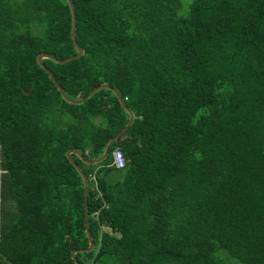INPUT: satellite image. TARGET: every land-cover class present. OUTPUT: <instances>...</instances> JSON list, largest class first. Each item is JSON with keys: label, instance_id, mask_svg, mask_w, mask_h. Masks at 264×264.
Listing matches in <instances>:
<instances>
[{"label": "trees", "instance_id": "16d2710c", "mask_svg": "<svg viewBox=\"0 0 264 264\" xmlns=\"http://www.w3.org/2000/svg\"><path fill=\"white\" fill-rule=\"evenodd\" d=\"M70 98L134 119L86 164L80 264H264V0H72ZM66 0H0V261L75 264L84 187L128 120L63 99ZM29 91V93H27ZM120 148L125 165L117 168ZM133 251V252H132Z\"/></svg>", "mask_w": 264, "mask_h": 264}, {"label": "water", "instance_id": "95a60500", "mask_svg": "<svg viewBox=\"0 0 264 264\" xmlns=\"http://www.w3.org/2000/svg\"><path fill=\"white\" fill-rule=\"evenodd\" d=\"M66 1L68 3L70 11H71V32L70 33H71V40H72L73 45L76 49V53L70 57L65 58V59H59L50 53H40L36 57L37 63L48 74L49 78L56 85V87H57L58 91L60 92L61 96L63 97V99L65 101H67L68 103H72V104L83 103L86 99H88L96 91H98L102 88H108V89L113 91V93L117 97L120 104L123 106L125 111L128 113V120H127L126 124L112 138H110V140L107 142V144L104 148L103 153L99 157L94 158V159H86V158H84V156L81 154V152L79 150L74 149V148H69L65 152V155H66L68 161L76 168V170L78 171V173L82 177L83 187H84V198H85L84 199V214H85L84 226H85V233H86V236L88 239V246L85 248L73 249L71 251V257H72L74 263L80 264L76 258V253L77 252L91 251L94 248V241H93V236L91 234V231L89 229V222H88V205H87L88 178H87V175L83 172L80 165L74 160L73 155L79 157L84 163L91 164V165L97 164V163L101 162L102 160H104L105 157L107 156L108 149H109L110 145L113 142L117 141L124 134V132L126 131L128 126L132 123V121L134 119V113H133L132 109L126 105V102H125L124 98L122 97L121 93L116 88L109 85L108 83H101L99 85L94 86L93 88H91L87 92V94L85 96H83L81 98H70L69 96L66 95L64 89L58 83L55 76L51 73L50 69L43 63V59L48 58V59L54 60L55 62H57L59 64H65L71 60H75V59L79 58L84 53L83 48L79 45V43L76 40V14H75L74 4H73L72 0H66ZM27 93H29V91Z\"/></svg>", "mask_w": 264, "mask_h": 264}, {"label": "built area", "instance_id": "2783aa9c", "mask_svg": "<svg viewBox=\"0 0 264 264\" xmlns=\"http://www.w3.org/2000/svg\"><path fill=\"white\" fill-rule=\"evenodd\" d=\"M113 163L116 165L117 168H123L125 165V160L120 148H117L113 151ZM88 179L94 180V175L91 174Z\"/></svg>", "mask_w": 264, "mask_h": 264}, {"label": "rangeland", "instance_id": "374dc122", "mask_svg": "<svg viewBox=\"0 0 264 264\" xmlns=\"http://www.w3.org/2000/svg\"><path fill=\"white\" fill-rule=\"evenodd\" d=\"M2 261H0V264H1Z\"/></svg>", "mask_w": 264, "mask_h": 264}, {"label": "bare ground", "instance_id": "6f19581e", "mask_svg": "<svg viewBox=\"0 0 264 264\" xmlns=\"http://www.w3.org/2000/svg\"><path fill=\"white\" fill-rule=\"evenodd\" d=\"M133 252V251H132Z\"/></svg>", "mask_w": 264, "mask_h": 264}]
</instances>
